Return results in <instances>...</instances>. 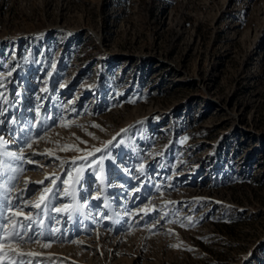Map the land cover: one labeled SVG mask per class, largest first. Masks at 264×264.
I'll use <instances>...</instances> for the list:
<instances>
[{"label": "rangeland", "instance_id": "1", "mask_svg": "<svg viewBox=\"0 0 264 264\" xmlns=\"http://www.w3.org/2000/svg\"><path fill=\"white\" fill-rule=\"evenodd\" d=\"M0 212V264H264V0H0Z\"/></svg>", "mask_w": 264, "mask_h": 264}, {"label": "snow or ice", "instance_id": "2", "mask_svg": "<svg viewBox=\"0 0 264 264\" xmlns=\"http://www.w3.org/2000/svg\"><path fill=\"white\" fill-rule=\"evenodd\" d=\"M97 127H98V125H97ZM122 131H124V130H122ZM29 147H31V145H29ZM96 151L99 152V151H101V149H96ZM90 154L91 153H89V155ZM101 171H102V169H101ZM46 179L49 180L50 184H54L55 183V179L54 178H47L46 177ZM40 183H43V182L41 181ZM62 183H66V181H62ZM9 191H10V189H9ZM50 191H52V189H50L47 186L44 187L43 195H41V197H40V203L35 204V207H40L41 203L44 202L47 194ZM66 209H67V206H65L64 209L56 208L55 210L57 212H59V211H64ZM15 215H21V213H15ZM25 219L31 220V217H25ZM8 223H9V221L6 218H4L3 213L0 212V235L5 236V237L10 235L11 236V240H14V241H17V242H22V243H27L29 241L35 242L38 239V235L39 234H37L35 236H28L27 239H25V234H27L30 231V229H31V225L30 224L25 225L23 223V221H21L19 227H13L12 232L8 233V232L5 231V229L8 226ZM21 228L23 229V233L21 232Z\"/></svg>", "mask_w": 264, "mask_h": 264}, {"label": "bare ground", "instance_id": "3", "mask_svg": "<svg viewBox=\"0 0 264 264\" xmlns=\"http://www.w3.org/2000/svg\"><path fill=\"white\" fill-rule=\"evenodd\" d=\"M10 129H11V127H10ZM106 168H107L106 166H103V167L100 168V170H101V169H102V170H106Z\"/></svg>", "mask_w": 264, "mask_h": 264}]
</instances>
